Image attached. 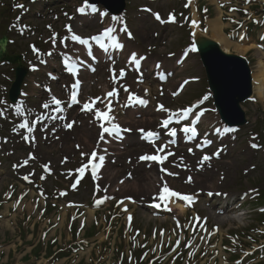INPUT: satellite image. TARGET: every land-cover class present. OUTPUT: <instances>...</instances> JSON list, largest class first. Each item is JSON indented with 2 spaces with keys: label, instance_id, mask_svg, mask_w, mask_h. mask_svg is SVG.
Instances as JSON below:
<instances>
[{
  "label": "rangeland",
  "instance_id": "obj_1",
  "mask_svg": "<svg viewBox=\"0 0 264 264\" xmlns=\"http://www.w3.org/2000/svg\"><path fill=\"white\" fill-rule=\"evenodd\" d=\"M205 2L210 6V13L207 12L211 14L208 17L210 21L217 17L218 4H222L223 0ZM84 3L85 0H0V37L7 35L8 50L21 54L24 65L30 70L25 83L21 84L24 90L22 98L17 103H11L6 100L5 92L8 88L6 84L11 83L12 66L7 63L0 66V83L5 84L0 86V100L6 101V104L0 105V109H4V114L0 115V264H130L127 250L131 246L148 245L147 240L152 239V235L155 236V246L149 251L156 252L163 241L164 245H168L163 253L156 254V264H174L173 256L177 253L169 245L178 241L184 245L183 241L191 243V239L195 241V245H186L191 251L185 249L188 253L186 259L179 252L175 264H200L199 262L206 261L204 245L199 243L205 235L207 242H211V239L219 243L223 241L221 247L213 250L215 253H228L239 264H264V214L260 215L259 208H256L264 204L260 202V194L264 191V98L255 94L251 102L243 103L248 122L235 133L227 131L231 145L219 148V157L209 153L212 157L210 168H204L199 163L204 154L197 150L193 153L173 151L174 154L169 155L162 165L154 161H140L141 154H155L157 147L168 145L166 138L172 139L167 135L155 145L143 148L126 144V139L128 142L137 140L135 134L140 128L158 133L166 131L161 127V122L169 113L158 110L159 105H164L173 112L186 109L184 103L190 102L192 98L201 101L199 97L207 95L209 91L204 66L196 52L186 56L182 66L174 72L172 80L163 87L145 70L146 67L150 68L149 65L162 61L167 69L176 67L174 58L184 56V49H190L194 44L190 24L192 13L190 18L184 0H129L125 18L134 29L135 40L128 39L125 42L121 33H113L123 45L122 52L125 53L120 58L123 62L110 58L109 54L115 48L107 40L110 50L105 52L109 57L98 64L89 59V54L97 56L99 48H86L95 43L89 40L88 45H81L71 39L72 34L88 38L93 34H101L107 28L118 29L124 19L119 16H110L109 21L100 19L89 13L90 8L81 14L77 10ZM238 3L244 7L252 3L254 15L264 9V0H238ZM145 6L153 14H159L169 25L162 26L150 14L138 11V8ZM222 13L227 25L224 32L227 34L231 28L236 27L224 18L227 13H231L227 9H222ZM172 16L177 18L175 22H170ZM237 16L244 18L242 13ZM68 26H71V32L68 31ZM263 26L251 28V33L247 36V39L250 37L253 40L251 44L258 41L260 32L264 37ZM207 33L210 34V31ZM54 34L55 43L51 39ZM233 34L238 35V30ZM33 46L39 51H34ZM260 50L256 46L243 54L252 58L253 75L259 68V60L264 62V47ZM48 52L56 54L55 66L46 58ZM133 53L145 61L141 68L138 67V72L135 67L130 69L125 65ZM231 53L238 52L231 48ZM79 56L95 71L85 66L78 71L79 77L76 78L72 73L67 76L66 66L61 59L71 58L69 62L78 67L83 63H77L72 58ZM113 68L117 76L120 69L126 72L115 84L112 78ZM110 69L111 78L108 74ZM77 79L80 81L78 105L65 103L63 113H51L42 108V104L49 102L52 95L61 101H69L70 93L74 90L70 86ZM182 80L187 81L186 89L180 96L174 95L177 84ZM129 81L136 86L134 91L146 93L152 108L127 110L126 113L119 108L118 99L106 98L107 91H113L114 88L121 91ZM37 84L51 87V95L42 92ZM96 97L102 98L103 102H97L95 109L107 111L105 105L111 100L112 111L109 114L114 117L112 122L120 125L122 122L138 130L134 133L125 132L127 137H119V142L112 139L114 136L107 134L101 141L100 122L92 112L81 110L83 103L91 102ZM122 97L119 95L118 98ZM17 106H22L20 111L24 115L18 113ZM198 108H203L202 121H205L197 126L199 134L204 135L202 130H209L214 124H223L211 99L200 103ZM130 114L133 115L132 119L126 118ZM40 115H61L66 119L61 124L52 119L33 124L32 121ZM144 117H147L145 122ZM25 118L30 127L35 125L37 128L32 133L18 128ZM72 121L75 123L71 129L64 127V124ZM188 124L187 121L181 124L175 122L174 127L178 134L183 135L185 133L180 129ZM23 135H27L30 141L32 137L35 139L27 142L22 138ZM208 140L212 141L210 138ZM253 144L259 147L253 148ZM110 146L120 147L110 149ZM211 150L212 147H209L208 151ZM93 151L98 153V157H105L103 166L95 178L89 173V169L81 178L76 170L89 160L88 155L82 158L81 153L91 154ZM167 153L165 151L161 155ZM30 154L35 159H29ZM223 154L225 156L222 157ZM25 159H29L26 166L14 167L22 164ZM181 162L185 163L186 169L177 168L183 165ZM45 165L51 169L50 173L45 171ZM168 170H174L177 176H169L167 181L161 182L159 177L164 179ZM26 175L31 180L28 183L23 179ZM142 176L145 177L143 182L135 186L134 181ZM189 177L191 182H188ZM77 179L80 182L73 187ZM125 182L129 186H125L128 185ZM164 182L170 189L178 192L199 189L218 191L221 194L228 192L231 197L236 198V207H229L220 213L215 204L221 203L222 198L214 196L209 200L204 196L200 203L187 208L185 218L177 217L181 222L179 227L175 215H166V220L155 218L142 205L144 202H158L153 201L152 194L159 192ZM243 196L247 198L243 199ZM100 199H104V202L97 205ZM242 203L250 208L248 215L237 207ZM64 209L67 214L63 216ZM199 212L204 217L198 220ZM129 216L133 220L132 226L129 224ZM183 222L188 223V237L181 233ZM163 231L175 234L172 237L168 232L163 240ZM194 231L202 234L201 237L198 235L199 241L194 238ZM142 237L144 239L141 241ZM51 239H54L53 242ZM50 245L53 252L48 255L46 253ZM223 249L227 252H223ZM140 252L141 249L137 251V256ZM26 254H29L28 258ZM131 261L132 264H142V260L136 258L134 250Z\"/></svg>",
  "mask_w": 264,
  "mask_h": 264
},
{
  "label": "snow or ice",
  "instance_id": "obj_2",
  "mask_svg": "<svg viewBox=\"0 0 264 264\" xmlns=\"http://www.w3.org/2000/svg\"><path fill=\"white\" fill-rule=\"evenodd\" d=\"M17 7H21L22 8L23 5H17ZM88 8H90L92 12H96L97 11V8L95 6L89 5L88 0H85L84 5L81 6L77 11L79 13H81V14H84L86 12V9H88ZM105 15H106V13H105ZM156 19L157 20L161 19L159 14H156ZM170 22H175V16L171 17ZM191 23H192V25L194 27L197 26V22L195 20H193ZM68 31L69 32L72 31L71 26H68ZM115 31H116L115 28H107L101 34L94 35L90 39L92 41H94L97 45H99L101 48H103L105 51L108 50L107 46L105 44L106 40H110L111 41V46L113 48L122 49L123 45L118 42L116 36L112 35ZM124 31H127V29L125 28ZM128 35L131 36V33L129 32ZM192 35H195V33H192ZM241 38L243 39V37H241ZM51 39L53 40V43H55V39H56L55 34L53 35V37ZM71 39L73 41H77L81 45H88L89 44V39L88 38H81L79 35H76V34H72ZM33 50L37 51V52L39 51L38 49H35V46H33ZM190 51L191 52L198 51V48L196 47L195 44L191 45ZM49 55H51V53H49ZM70 59L71 58H69V60ZM69 60L65 61L66 71H68L69 73H72L73 75H77L78 74V70H77L76 66L74 64L70 63ZM129 63L134 64L137 67V70H138L139 60L136 58V54L135 53H133L131 55V57L129 58ZM92 71H95V69L93 68ZM125 75H126V72H125L124 69H120L119 76L116 75L115 68L112 69V78H113L114 84L118 83L119 79L123 78ZM165 79H166V77H165ZM79 86H80V81L78 79L75 81L74 84H72L70 86L71 89H74V90L71 91V95H70L69 101H67V102L61 101L55 95H52L49 102H46V103L42 104V108L46 109V110H50L51 113H63V111H64L63 105L65 103L74 104V103H79L80 102L78 100V89H79ZM50 91L51 90L49 89V92ZM118 91H119L118 89L114 88L113 91L107 92L106 93V98H111V97H117L118 98ZM124 91L128 92L129 90H128L127 87H124ZM177 94H179V93H174V95H177ZM208 98L209 97L207 95H205L199 103H203ZM128 100L131 103H133V104H135V103H139V104H142V105H147L148 104V101L146 99L140 98V97H138V96H136L135 94H132V93H129ZM97 102H103L102 98H100V97L92 98L91 102H86V103H84L82 105V109L81 110L82 111L92 112L94 118L97 121L100 122L99 123V128L101 129V132H100L99 139L101 141H103L105 139V134L117 135V134L121 133L122 131H125V132L131 131V129H122L119 124L112 122V121H114V117L110 116V114H109L112 111V108H111V103L112 102H111V100H108L107 104L105 105V107L107 108V111H101L98 108L94 110V105ZM4 104H6V101L0 100V105H4ZM123 106L127 107L129 105L125 104ZM197 107H198V105H197ZM21 108H22V106H17V111H18V113L20 115H24V113L22 111H20ZM158 110H163V111L169 113L168 118L164 119L161 122V127L166 129V130H168L166 132V134L171 136V137H176L177 136V128L176 127L169 128V126L171 124H173V121L175 120V122L177 124H179L182 120H188L189 116L192 115L193 112H194V109H193L192 106H189L186 109H181V110H177V111L173 112V111H171L169 109H166L164 107V105H159ZM3 114H4V109H0V115H3ZM201 115H203L202 112L199 113V115H195L193 123H191L190 125H185V126H183L180 129L185 134H191L190 137H189L190 139L191 138H195L198 135V130H197V127L195 126V123H197L199 121ZM45 119L57 120V119H66V118L61 116V115H48V116L40 115V116H37L35 118V120L32 121V123L33 124L42 123L43 120H45ZM74 123H75V121L68 122V123L64 124V127L67 128V129H71L73 127ZM106 123H107L108 126H106ZM18 128L19 129H26L28 133H32L34 131V128L29 126V121H28L27 118H25L23 122L19 123ZM139 131L144 133V137L143 138H146V139L150 140V142H152L153 145H155V141L158 140L159 136H160V134L158 132H154V131H151V130L147 131L146 133L144 132L143 129H140ZM216 131L219 132V129H217ZM225 131H227V129ZM22 138L25 141H27V142H32L35 139L34 137H32L31 141H29V137L27 135H23ZM169 143L170 144L171 143H175V141L172 140V141H169ZM204 143L207 144V145H210L212 143V141L206 140ZM197 146L201 147V145H197ZM77 147H79V146H77ZM167 147H168L167 144L161 145V146L156 148V154H144V155H141L139 157V160L140 161H149V162L154 161V162H157V163L162 165L163 162L168 158V155H173L174 154V153L168 152L165 155H160V153L164 152V149L167 148ZM252 147L253 148H257L259 146L256 145V144H253ZM189 151H192V150L189 149ZM85 155L89 156L88 162L87 163H83L82 166L79 169H77L76 171H78L80 173V177L82 178L83 175L85 174L86 170L91 169V174L95 178L97 176L98 169H100L103 166L105 157L103 155H100L98 157V153L96 151H93L91 154L81 153V157L82 158ZM213 155L216 156V157H219L220 152L217 151ZM97 157H98V162H96L97 161ZM211 158L212 157H210L208 155H204L202 157L201 161H200V164L203 165V163L205 161H209ZM29 159H35V156L30 154ZM29 159H25L22 162V164L14 165V167L26 166L29 163ZM66 160H67V158H65L64 162H66ZM44 167L47 169L48 166L45 165ZM161 171H166V170L161 169ZM168 174L172 175V173H168ZM41 178L43 179L44 177H41ZM23 179L28 181L29 180V176L26 175V176L23 177ZM79 182H80L79 179H77L75 181V184H73V187H75L76 184H79ZM188 182H191V177H189ZM97 188H99V186H97ZM104 191H106V189ZM41 195H43V193H41ZM207 195H209V196H211V195H221V193H215L214 194V193L210 192ZM223 195H226V194H223ZM177 197L180 198L181 200L187 201L189 203H192L194 201V197L192 195L182 194V193H179V192H177L175 190H172L167 185V183L164 182L162 184V187H161L159 193L156 196L153 197V201H158V202H154L152 204V207L158 209L163 204L165 206L166 210L170 211L171 209L167 208V203L172 198H177ZM103 202H104V199H100V200L97 201V205H99V204H101ZM125 211H127V209H125ZM128 219H129V221H131L132 217L129 216ZM197 219L199 220L200 218H197ZM178 244H179V241L177 242V245ZM189 247H190V245H189ZM238 264H239V262H238Z\"/></svg>",
  "mask_w": 264,
  "mask_h": 264
},
{
  "label": "water",
  "instance_id": "obj_3",
  "mask_svg": "<svg viewBox=\"0 0 264 264\" xmlns=\"http://www.w3.org/2000/svg\"><path fill=\"white\" fill-rule=\"evenodd\" d=\"M101 2L113 13H119L125 7V0H91ZM202 60L206 66L209 85L213 90L216 105L223 119L232 124L245 122V114L239 103L251 95L250 68L245 58L225 52L218 42L199 35L195 40ZM0 43L3 45L5 39ZM4 52L0 50V56ZM26 71L19 67L17 77L11 89V97L15 99Z\"/></svg>",
  "mask_w": 264,
  "mask_h": 264
},
{
  "label": "bare ground",
  "instance_id": "obj_4",
  "mask_svg": "<svg viewBox=\"0 0 264 264\" xmlns=\"http://www.w3.org/2000/svg\"><path fill=\"white\" fill-rule=\"evenodd\" d=\"M226 26L227 25L225 23H223V21H222V11H221V9L218 8L217 17H215V18H213V19H211L210 21L207 22V29H209V31H210V34H207V36H210L213 39H215L216 41H218L221 44V47L227 52L231 51V48H233V50L235 52H238L240 54H244V53L250 51V49H252L253 47H256L254 45V43L253 44L249 43L251 41L253 42V40L249 39L250 37H248L249 40H247L244 43H239L237 41L234 42L232 40H229L226 37V33L223 30L224 27H226ZM193 30H194V32H196V31L200 32L201 31L200 30V26H198V25L193 27ZM125 42H128V39L125 38ZM256 43L259 44V45H262V46L264 45V43H261V42H256ZM110 55H112V52L110 53ZM258 67L259 68H258L256 74L253 75V79L256 82L254 90H255V93L262 99V98H264V62H263V60H261V59L259 60ZM146 120H147V117H144L143 121L145 122ZM91 123L95 124L93 122H91ZM91 123H90V125H91ZM147 123H149V122H147ZM88 124L89 123H87V125ZM225 128L227 130L231 129L227 125L225 126ZM220 134L221 135H226L227 131L223 130V131L220 132ZM212 142H216V141L214 139H212ZM211 147H213V146H211ZM223 156H225V155L223 154L222 157ZM144 178L145 177L142 176L141 179H136L134 181V185L135 186L136 185H140L143 182ZM124 184H128V185H125V186H129V183L125 182ZM176 201H178V200H176ZM28 206H32V205H28ZM177 212L179 214H181L182 213L181 208L179 210H177ZM91 213H92V210H90V214ZM66 214H67L66 210L64 209L63 216L66 215Z\"/></svg>",
  "mask_w": 264,
  "mask_h": 264
}]
</instances>
